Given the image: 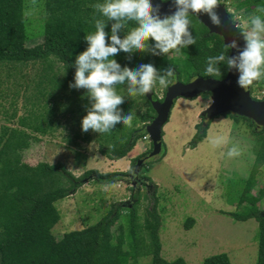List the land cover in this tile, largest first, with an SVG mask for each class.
Here are the masks:
<instances>
[{"label": "trees", "instance_id": "16d2710c", "mask_svg": "<svg viewBox=\"0 0 264 264\" xmlns=\"http://www.w3.org/2000/svg\"><path fill=\"white\" fill-rule=\"evenodd\" d=\"M103 2L104 0H45L47 18L42 28L43 39L28 46L23 13L24 0H0V71H5V77L9 81L15 77V73H20L24 66L39 68L38 78L30 80L35 83L31 93L27 92L30 81L25 75L21 73V78L25 79L26 83L24 86L22 83L19 85L17 78H14L15 85L21 88L23 86V90L13 88V96L22 95L28 101V106H24V115H15L14 99L10 103L13 112L9 113L8 107L0 105L5 118H17L18 123V126L3 125L0 130V264H137L139 258L148 255L151 257V264H187L182 257L169 261L161 255V216L156 211L158 198L155 183H151L150 200L153 205L142 222L137 214L139 191L136 192L135 204L125 215L124 222L118 224L122 237H117L112 231L113 225L122 216L120 206L123 201H118L95 223L70 230L56 238L51 229L60 218L57 201L74 193L77 185L83 180H88L91 175L99 183L111 184L118 180H127L129 172L88 170L81 176H75L62 162L39 161L29 164L22 160V153L31 142L40 140L35 133L42 135L52 128L60 93L69 87L70 83H74L75 59L88 47L85 35L95 32V19L103 18L94 5ZM251 6L256 11L257 7H264V0H246L245 4L238 5L245 9ZM228 13L232 17L229 11ZM262 17L264 18V14ZM190 19L196 44L180 49V53L187 57L186 60L151 54L132 55L129 59L123 51L114 58L122 59L121 67L132 69L146 63H153L159 70L172 65L175 68L174 80L182 82H188L197 76L223 78L227 73L223 64L219 65V76H208L205 73L208 57L217 56L224 49L222 37L211 33L194 15L190 14ZM111 23L109 22L105 29L109 33V43ZM135 26L134 22H129L125 30L119 33L121 38ZM238 28L242 31L239 26ZM0 82L6 81L0 76ZM253 84L248 87L250 93L253 91ZM116 90L122 96L128 94L127 85H117ZM3 96L9 98L7 93ZM135 98L144 100L148 105L138 118L132 107ZM135 98L121 106L125 113L129 110L134 113L132 127L118 124L110 133H105V139L111 138L116 144L110 149L100 151L110 159L124 157L137 139L146 136L145 126L155 116L146 95ZM224 115H230L229 117L236 121H249L253 135L264 131V127L260 129L251 119L230 112ZM138 122H142L143 126L137 127ZM208 126L209 123L205 126L201 122L196 124V132L189 141L191 148L202 140ZM151 150L152 143L148 153ZM165 152V143L162 141L153 162L159 161ZM263 164L264 134L255 149L254 161L247 179H229L226 190V193L236 199V210L225 213L234 220L254 219L257 222L256 264H264V208L257 204L264 191L258 196L251 194L248 180L256 176ZM192 224L193 219L187 218L186 228L189 229ZM201 264L232 262L225 252H220L206 256Z\"/></svg>", "mask_w": 264, "mask_h": 264}, {"label": "rangeland", "instance_id": "374dc122", "mask_svg": "<svg viewBox=\"0 0 264 264\" xmlns=\"http://www.w3.org/2000/svg\"><path fill=\"white\" fill-rule=\"evenodd\" d=\"M220 3L231 13L242 31L250 29V18L253 15H262L254 11L253 6L249 9L238 7L245 4L246 0H220ZM23 13L26 44L32 46L43 39L42 28L47 18L45 0H24ZM145 54L149 53L137 52L133 55ZM167 55L183 61L187 58L175 50ZM116 60L120 65L123 63L121 58ZM1 71L0 76L6 82H0V105L8 107L9 113L13 112L10 103L14 99L15 115H24V106H28V101L22 95L14 97L13 88L22 91L26 83L25 79L21 78V73L30 81L38 78L39 68L24 66L22 71L15 73V77L9 81L5 77V71ZM14 78H17L19 85L22 83V88L15 85ZM34 84L32 81L28 83V93L34 91ZM153 91L160 97L164 88L157 85ZM6 93L9 98L2 97ZM251 95L256 99L263 97L264 79L254 82ZM131 99L133 98L128 97V94L125 96L126 101ZM134 100L133 112L138 118L148 105L139 98ZM211 102L212 96L209 93H201L194 99L179 97L175 101L170 117L163 127L166 152L159 161L153 162L148 157L151 146L148 134L137 139L132 149L118 160L110 159L100 152L101 149L114 147L116 144L113 139H105V133L92 130L85 133L82 130V119L87 115L86 107L89 106L86 90L64 88L55 107L52 128L42 135L35 133L40 140L31 142L23 151L22 160L29 164L39 161L62 162L67 169L72 168L71 172L75 176H81L88 170L128 171L129 175L127 180L122 179L111 184L99 183L93 175L88 180H83L77 185L74 193L56 202L60 218L51 229L53 235L59 238L65 232L95 223L110 211L115 203L123 201L120 206L122 216L112 227L113 233L122 237L118 224L124 222L125 215L135 204L134 196L137 191L139 200L136 206L140 221L147 216V211L153 205L150 200L153 182L157 185L156 211L161 216V255L166 260L182 257L187 264H201L206 256L225 252L232 264H256L257 222L254 219L234 220L225 213L236 210V199L226 193V190L229 179H247L254 161L255 149L264 131L253 135L249 121H236L229 117L230 115L222 114L214 121L218 123L219 131H215L218 125L212 124L207 128L202 140L194 149L191 148L189 141L196 132V124L201 122L203 125V117L198 116L197 112L209 106ZM3 125L18 126V123L17 118L7 120L0 106V130ZM136 125L142 127L143 123L138 122ZM217 137H225L227 143L215 145L213 140ZM233 145H238L241 149L240 156H228V151ZM137 159H141L142 163L134 176L133 169ZM248 186L254 196L264 191V164L256 176L248 180ZM257 204L264 208V195ZM189 217L193 219V224L187 229L185 223ZM137 264H151L150 255L139 258Z\"/></svg>", "mask_w": 264, "mask_h": 264}, {"label": "clouds", "instance_id": "9594fccd", "mask_svg": "<svg viewBox=\"0 0 264 264\" xmlns=\"http://www.w3.org/2000/svg\"><path fill=\"white\" fill-rule=\"evenodd\" d=\"M172 3L175 11L163 18L161 4H154L153 0H104L94 5L103 18L95 19V32L85 35L88 47L76 57L74 83L69 85L73 89H85L89 100L87 115L82 119L83 132L110 133L118 124L132 127L134 113L124 112L121 106L126 103L125 96L118 94L117 85H127L128 97L134 98L149 94L157 85L167 88L174 82V66L162 70L153 63L140 64L136 69L121 67L114 58L121 51L131 59L137 52L162 56L195 45L190 14H207L214 25L222 26L216 11L219 0H172ZM256 11L264 14V7H257ZM109 22H112L110 43L105 30ZM129 22L136 26L121 38L119 33ZM250 25L249 30L241 32L243 48L233 39L219 55L208 57L206 75L219 76V65L223 64L228 72L237 73V85L241 88L247 89L264 79V18L253 15ZM229 50H235L236 54L229 55ZM213 143L220 145L227 143V139L217 137ZM240 155L238 145L228 151L229 157Z\"/></svg>", "mask_w": 264, "mask_h": 264}, {"label": "water", "instance_id": "95a60500", "mask_svg": "<svg viewBox=\"0 0 264 264\" xmlns=\"http://www.w3.org/2000/svg\"><path fill=\"white\" fill-rule=\"evenodd\" d=\"M154 4H161V16L170 15L175 11L172 0H153ZM222 20V26L214 25L207 14H192L201 21L211 33L222 37L224 45L236 39L240 47L244 46V39L237 23L229 15L228 11L219 2L216 9ZM235 50H229V55H235ZM208 92L212 96V102L201 113L203 125H207L211 119L226 112L251 119L257 126L264 127V95L260 99L253 98L250 90L237 85V73L228 72L221 79L197 76L188 82L175 81L170 84L162 101L150 92L146 97L155 111V116L145 126V130L152 143V150L148 153L149 159H154L161 148L163 141V127L167 123L171 109L179 97L194 99L201 93ZM141 159L135 161L134 176L138 173Z\"/></svg>", "mask_w": 264, "mask_h": 264}, {"label": "crops", "instance_id": "0c3cea01", "mask_svg": "<svg viewBox=\"0 0 264 264\" xmlns=\"http://www.w3.org/2000/svg\"><path fill=\"white\" fill-rule=\"evenodd\" d=\"M205 108H206V107H205ZM205 108H203V109H199V111L197 112L198 116L200 115V117H201V113H202V111H203ZM197 114H196V115H197ZM217 117H218V116H217ZM215 120H216V117H215V119L213 118V120L210 122V124H209L210 127H211L212 124L214 125V123H216V125H218L217 122H214ZM235 123H237V122H235ZM209 126H208V127H209ZM246 127H248V126H246ZM246 127H245V128H246ZM248 128H249V127H248ZM212 129H214L213 126H212ZM249 129H250V128H249ZM246 130H247V129H246ZM215 131H219V125L215 127ZM247 131H250V130H247ZM194 148H195V147H194ZM194 148H193V149H194ZM190 149H191V148H190ZM120 159H121V158H120ZM118 160H119V159H118ZM116 162H117V161H116ZM118 164H119V163H116V165H118ZM121 165H122V163L119 164V166H121ZM128 166H129V165H128ZM155 184H156V183H155ZM177 258H178V257H177Z\"/></svg>", "mask_w": 264, "mask_h": 264}, {"label": "flooded vegetation", "instance_id": "af4514ba", "mask_svg": "<svg viewBox=\"0 0 264 264\" xmlns=\"http://www.w3.org/2000/svg\"><path fill=\"white\" fill-rule=\"evenodd\" d=\"M175 81H178V80H174V82ZM167 89V88H166ZM166 89H164V93H163V95L162 96H158V95H156V93L154 92V91H152V93H154L157 97H158V99L160 100V101H162L163 100V98H164V96H165V93H166ZM204 93H208V92H204ZM210 94V93H209ZM213 120V119H212ZM212 120H210V122L212 121ZM210 122H209V124H210Z\"/></svg>", "mask_w": 264, "mask_h": 264}]
</instances>
